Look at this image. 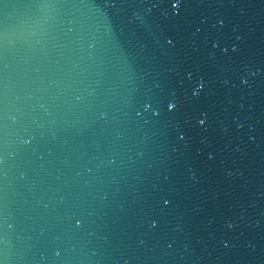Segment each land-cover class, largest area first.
I'll return each instance as SVG.
<instances>
[{"label": "water", "instance_id": "95a60500", "mask_svg": "<svg viewBox=\"0 0 264 264\" xmlns=\"http://www.w3.org/2000/svg\"><path fill=\"white\" fill-rule=\"evenodd\" d=\"M2 264H264V0H0Z\"/></svg>", "mask_w": 264, "mask_h": 264}, {"label": "snow or ice", "instance_id": "6c2138e0", "mask_svg": "<svg viewBox=\"0 0 264 264\" xmlns=\"http://www.w3.org/2000/svg\"><path fill=\"white\" fill-rule=\"evenodd\" d=\"M179 2V0H177V3Z\"/></svg>", "mask_w": 264, "mask_h": 264}, {"label": "clouds", "instance_id": "9594fccd", "mask_svg": "<svg viewBox=\"0 0 264 264\" xmlns=\"http://www.w3.org/2000/svg\"><path fill=\"white\" fill-rule=\"evenodd\" d=\"M0 264H2V262H0Z\"/></svg>", "mask_w": 264, "mask_h": 264}]
</instances>
